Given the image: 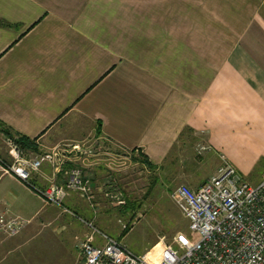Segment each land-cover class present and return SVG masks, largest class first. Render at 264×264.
Masks as SVG:
<instances>
[{"label":"crops","instance_id":"obj_1","mask_svg":"<svg viewBox=\"0 0 264 264\" xmlns=\"http://www.w3.org/2000/svg\"><path fill=\"white\" fill-rule=\"evenodd\" d=\"M97 124L153 166L203 145L212 173L183 174L193 189L227 164L260 184L264 0H0V125L43 151L84 140ZM92 169L96 208L77 192L61 208L0 168V215L28 221L16 237L0 234V264H84V221L113 238L102 228L122 209ZM58 174L44 165L32 181L61 185ZM94 245H105L101 235Z\"/></svg>","mask_w":264,"mask_h":264},{"label":"built area","instance_id":"obj_2","mask_svg":"<svg viewBox=\"0 0 264 264\" xmlns=\"http://www.w3.org/2000/svg\"><path fill=\"white\" fill-rule=\"evenodd\" d=\"M6 145L14 154L15 162L9 167L0 164L3 174L14 176L31 187L46 205L64 208L68 194L77 192L96 208L90 176L80 168L68 166L76 155L67 160L65 152L34 156L14 140H7ZM75 150L82 151L80 146ZM50 161L54 170L64 176V182L46 189L37 188L32 183L33 176ZM103 193L111 206L126 205L107 189H103ZM170 196L188 220L189 229L199 234L198 241L182 238L179 248L160 243V250L157 251L156 246L140 257L121 241L84 221L92 231L87 240L78 244L84 264H264V180L258 185L250 184L227 164L198 189L179 185ZM27 225L28 221L21 218L0 215V234L4 236L16 237ZM96 234L102 236L104 246L94 245Z\"/></svg>","mask_w":264,"mask_h":264},{"label":"rangeland","instance_id":"obj_3","mask_svg":"<svg viewBox=\"0 0 264 264\" xmlns=\"http://www.w3.org/2000/svg\"><path fill=\"white\" fill-rule=\"evenodd\" d=\"M0 132L3 134L1 137L3 144L7 147V140L21 141L18 136L7 133L1 125ZM85 137L81 141H64L53 149L43 151L40 150L37 140H34L31 148L23 147V149L33 153L34 156L65 152V160L76 155V159L68 166L82 169L91 180L92 168L100 170L102 174H97L99 180L97 185H101L99 187H103L104 190L107 189L110 194L118 195L127 206L130 203L133 205L128 208L124 206L116 208L122 210L117 211L115 216L110 218L111 230L105 228L102 230L127 245L138 256H143L156 246V250H160L162 246L159 245L160 243L179 248L182 238L192 242L199 240V234L189 229L188 220L173 202L170 194L179 185H188L183 182V174L197 181L198 175L201 176L202 172L204 176L212 173L210 167H205L206 163L201 161L205 152L203 145L194 149L187 147L170 167L153 166L140 152H127L115 148L103 137L98 124ZM76 146H80L82 151H76ZM14 162L15 157L11 149L9 158L4 159L0 156V164L5 167L11 166ZM44 165L54 170L53 162ZM57 177L62 178L61 182H64L61 173ZM33 185L36 186L34 183Z\"/></svg>","mask_w":264,"mask_h":264},{"label":"trees","instance_id":"obj_4","mask_svg":"<svg viewBox=\"0 0 264 264\" xmlns=\"http://www.w3.org/2000/svg\"><path fill=\"white\" fill-rule=\"evenodd\" d=\"M4 128V130L7 132V133H9V134H11V135H13L8 129H6L5 127H3ZM20 138V140L21 141H17L16 140V142L19 144V145H21L22 147H24V148H31L33 145H34V143L32 142V140H30V139H28V138H25V137H19ZM125 208H128V207H133V205L130 203L128 206L126 205V206H124ZM126 234V233H125ZM124 235V234H123ZM122 235V236H123Z\"/></svg>","mask_w":264,"mask_h":264}]
</instances>
